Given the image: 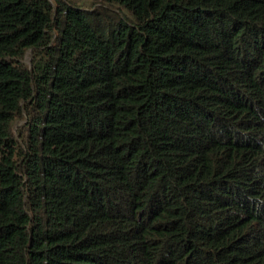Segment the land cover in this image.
Here are the masks:
<instances>
[{"label": "trees", "instance_id": "obj_1", "mask_svg": "<svg viewBox=\"0 0 264 264\" xmlns=\"http://www.w3.org/2000/svg\"><path fill=\"white\" fill-rule=\"evenodd\" d=\"M93 2L0 0V264H264V0Z\"/></svg>", "mask_w": 264, "mask_h": 264}, {"label": "rangeland", "instance_id": "obj_2", "mask_svg": "<svg viewBox=\"0 0 264 264\" xmlns=\"http://www.w3.org/2000/svg\"><path fill=\"white\" fill-rule=\"evenodd\" d=\"M73 1L78 2V3H80V4H84V5L81 6V7L84 8V9L93 8V7H95L94 4H96L95 2H93V0H73ZM91 2H93V3H91ZM30 55H31V54H30V51H29V50H27V51L25 52V54H24V58H23V60H24V62L27 63V64L30 63V58H31ZM25 122H26V118H25V116L23 115V117H20L19 119H17V120L15 121V123H14V125H13V127H12V131H13L14 133H16L17 130H19V128H21V127H23V126L25 125Z\"/></svg>", "mask_w": 264, "mask_h": 264}]
</instances>
